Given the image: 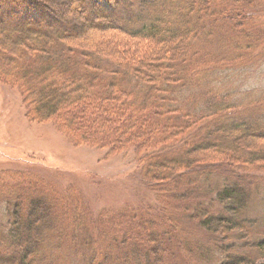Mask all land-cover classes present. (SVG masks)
<instances>
[{
    "label": "trees",
    "instance_id": "1",
    "mask_svg": "<svg viewBox=\"0 0 264 264\" xmlns=\"http://www.w3.org/2000/svg\"><path fill=\"white\" fill-rule=\"evenodd\" d=\"M53 1L0 0V83L21 91L31 120L53 122L74 145L134 153L171 216H140L138 206L96 215L80 207V191L65 190L57 201L50 189L22 181L0 225V264H63L54 257L59 248L89 249V264H184L171 250L184 242L192 244L187 264L202 250L219 264H258L264 235L254 234L248 210L264 180V94L229 101L207 93L200 109L189 105L209 82L200 45L228 16L216 9L222 0H67L72 14ZM92 29L138 44H115L116 53L72 44ZM55 44L67 49L60 66L51 61L38 73L26 64L55 55ZM74 58L79 68L70 71L65 62ZM106 74L137 81L142 99ZM216 174L222 186L202 192L197 178ZM182 217L190 224L186 241L177 236Z\"/></svg>",
    "mask_w": 264,
    "mask_h": 264
},
{
    "label": "rangeland",
    "instance_id": "2",
    "mask_svg": "<svg viewBox=\"0 0 264 264\" xmlns=\"http://www.w3.org/2000/svg\"><path fill=\"white\" fill-rule=\"evenodd\" d=\"M66 1L53 2L58 8L62 6L64 13L72 14L70 2L65 3ZM216 9L226 11L228 16L219 20L211 36L200 45L206 56L204 57L206 65L210 64L209 82L196 89L189 103L192 105L191 109H200L198 105L206 100L204 96L207 93L209 96H215V100H218V96H223L229 101H236L242 97L252 98L251 94H264V0H222L216 5ZM116 33L92 29L82 36H76L72 44L111 53H116L115 44L124 43L123 46L138 44L137 40L127 38L123 40V37ZM52 49L55 55L49 59L30 58L26 64H30L38 73L51 61V66H60L65 58L60 54L66 55L67 49L58 44ZM66 64L70 71H77L79 68V61L76 58L72 62H65ZM106 77L110 82H115L118 88L133 91V96L137 100L142 99L138 96H143L144 87L137 81L124 76H112L113 80L109 74H106ZM30 113L21 91L11 85L0 83V225L7 222L6 208L8 201L15 197L14 184L22 181L30 182L31 186L36 182L41 189H50L58 196L57 201L65 190H72L74 194L80 191L82 194H78L79 198L85 200L80 207L85 206L86 210L90 208L96 215L100 211H107L111 214H105L106 217L114 216L126 211L129 206H138L140 216H147L160 222L161 211L168 217L171 216L170 209L158 202V195L151 190L144 171L142 169L139 171L136 167L134 153L130 151L111 154L105 149L86 145L76 146L53 122L33 121ZM202 158L208 160L209 153ZM220 175L197 178L200 190L202 192L213 190L212 193L215 194L222 186L223 176ZM30 192L39 194L32 187ZM70 199L69 203L75 201L73 197ZM73 205L78 206L76 202L70 206ZM248 212L249 217L256 221L254 234L263 236L264 180L258 182V186L253 190ZM182 218L176 222L177 236L186 241L187 234L190 235V224L189 219ZM194 230L196 235L203 236L200 230L193 227ZM99 243L102 244L104 241L100 240ZM190 245L192 244L184 242L180 248L181 253L177 245L171 249L178 255L177 261L187 264L185 256ZM115 252L120 255L123 250ZM89 254L87 248L83 250L59 248L54 257L63 264H89ZM180 256H183L184 260L186 258V262ZM191 257L195 261L194 264H219L221 259L220 257L216 260L213 255L203 250L202 256L192 253ZM115 260L117 262L112 264H126L121 263L120 259ZM257 260L260 264L264 258Z\"/></svg>",
    "mask_w": 264,
    "mask_h": 264
}]
</instances>
